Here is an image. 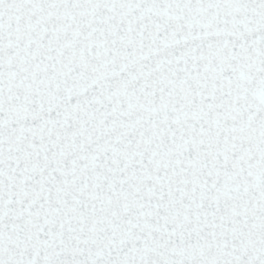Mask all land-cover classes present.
<instances>
[{"label":"snow or ice","instance_id":"1","mask_svg":"<svg viewBox=\"0 0 264 264\" xmlns=\"http://www.w3.org/2000/svg\"><path fill=\"white\" fill-rule=\"evenodd\" d=\"M0 264H264V0H0Z\"/></svg>","mask_w":264,"mask_h":264}]
</instances>
